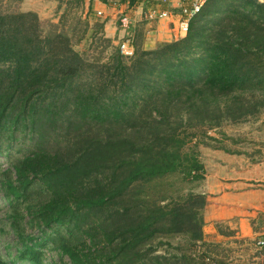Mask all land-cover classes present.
Returning <instances> with one entry per match:
<instances>
[{
    "label": "trees",
    "instance_id": "16d2710c",
    "mask_svg": "<svg viewBox=\"0 0 264 264\" xmlns=\"http://www.w3.org/2000/svg\"><path fill=\"white\" fill-rule=\"evenodd\" d=\"M84 1L58 0L65 11L55 24L22 12V0H0V155L12 158L4 174L17 202L12 224L17 207L29 204L35 224L56 228L47 240L73 264H147L152 241L171 235L205 243L212 197L156 188L175 176L204 179L198 153L185 146L195 130L201 143L243 154L207 133L264 108V2L206 0L185 37L175 32L145 49L142 32L133 39L128 28L131 59L117 50L89 62L63 29ZM98 30L103 24L92 28L93 40L110 43ZM87 241L88 253L80 252ZM40 242L26 245L21 260L41 264Z\"/></svg>",
    "mask_w": 264,
    "mask_h": 264
},
{
    "label": "rangeland",
    "instance_id": "374dc122",
    "mask_svg": "<svg viewBox=\"0 0 264 264\" xmlns=\"http://www.w3.org/2000/svg\"><path fill=\"white\" fill-rule=\"evenodd\" d=\"M42 3L43 0H22L20 10L35 12L41 20L55 24L60 22L65 5L58 10L59 4L55 0L45 2L43 5ZM107 10L106 0H85L80 7L70 13L68 20L66 17L64 21L63 29L69 32L74 49L89 62L108 61L112 53H118V43L115 41L114 44L110 40L111 42L106 45L105 41H94L92 29L83 32L84 27L77 24L76 19H81L82 23L87 21L93 28L97 24L100 25L103 15H109ZM99 11L103 12L101 16L97 14ZM168 12L169 19H176V26L179 27L182 14L179 13L174 17V14L172 15L169 10ZM109 13L111 16L115 15L110 9ZM119 17V14H116L115 21H118ZM71 24H74L75 30L71 31L68 28ZM130 27L129 33L133 39H136L140 32L143 36V25ZM175 32L174 30V35ZM97 35L105 38L103 30H98ZM120 36L117 34V37ZM162 43L165 42H156L150 49ZM142 47L148 49L145 44ZM200 132L195 130L193 135L196 138L188 139L185 146L198 153V159L205 166L204 179L191 182L179 176L171 177L161 181L156 192L160 193L159 195L169 191L168 195L172 192L177 195L179 192L181 195L193 193L211 196L210 201L212 200L214 204L203 211L206 223L204 233L210 236L205 243L188 242L183 235L156 238L151 244L156 250L146 258L147 264H152L154 261L152 255L165 257L168 261L164 264H243L241 258L246 253L253 255L256 251L252 246L240 243L231 231L239 232L241 225L257 228L258 224L264 221V108L259 114L246 121L223 122L217 129L208 130V137L224 139V145L243 154L231 155L216 149L218 143L209 138L203 141L208 145L201 143L200 137L197 136L201 134ZM223 134L229 140L225 139ZM11 160L12 158L0 155V261L7 264H32L28 260L22 261L21 256L26 245L41 239L40 247L36 248L42 253L41 264H73L66 255L55 248L51 241L47 240L56 228L42 229L35 224L32 214L26 210L29 204L22 203L17 207L20 210V218L17 225L12 224L15 217L12 206L17 202L8 194L4 178V174L12 171ZM12 177L13 180L16 179L14 174ZM218 227H222L224 232L232 237L221 236L217 239L215 235L218 234ZM89 246L87 241L84 246L81 244L78 250L88 253ZM181 257L184 260H180Z\"/></svg>",
    "mask_w": 264,
    "mask_h": 264
},
{
    "label": "crops",
    "instance_id": "0c3cea01",
    "mask_svg": "<svg viewBox=\"0 0 264 264\" xmlns=\"http://www.w3.org/2000/svg\"><path fill=\"white\" fill-rule=\"evenodd\" d=\"M49 1L51 0H43L42 5L45 4V2ZM55 1L59 4L58 0ZM166 1L168 2L167 5H163L161 7V0H139L138 4H136L135 2L133 6L129 4L130 0H106V3L108 4V10L106 12L109 15H107L105 12L106 16L103 15L104 17L100 21V24H103L105 38L110 39L111 41H113V43L115 41V43H117L125 36V31L120 27L119 21H115V15L119 14V16H121L120 13L124 11L123 13L130 17L131 25H134L135 27L138 25H143V36L145 39V44L148 48H151L156 42L172 41L174 38V30L177 32V26L175 23L176 19L171 18L166 20H150L148 18L150 11L155 9L156 7H158L159 9L166 8L172 13V15L174 14V17H176L180 13V8L182 7V5L186 4V2H183V0ZM260 2H264V0H260ZM109 9L110 11L114 12V16H111V13H109ZM99 12L103 14L102 11ZM89 26V29H92L91 25ZM129 31L130 30H128V32ZM117 34L121 36L117 37ZM258 225L259 226H257V228H251L247 226L243 227V225H241L239 232L231 231L232 235H234L236 239L240 240V243H244L243 245L252 246L256 250L253 255H249L246 253L243 258H241V262L243 264H264V245H257L259 241L264 242V221H261ZM214 233H216V231H214ZM215 236H217V239H219L223 235H220L218 233ZM224 237L231 238L232 236L230 235Z\"/></svg>",
    "mask_w": 264,
    "mask_h": 264
},
{
    "label": "built area",
    "instance_id": "2783aa9c",
    "mask_svg": "<svg viewBox=\"0 0 264 264\" xmlns=\"http://www.w3.org/2000/svg\"><path fill=\"white\" fill-rule=\"evenodd\" d=\"M206 0H183V2H186L185 5H182V20L179 22V27H177V33L179 34V36H185L187 34L188 31V26H189V22L190 20L199 13L202 5L205 3ZM167 3L166 0H161L160 6L162 7L163 5H165ZM181 9V10H182ZM97 14L99 16L102 15L101 12H97ZM148 18L150 20H154V19H169L170 18V14L168 12L167 9H159L158 7H156L155 9L150 11V14L148 15ZM120 25L121 28L124 29L125 31V36L118 41L117 43V48L118 51L120 53V55L126 59L129 60L134 56V44L132 39L130 38V35L127 32V29L130 26V18L128 16H126L124 13H121V18H120ZM258 246H263L264 242L263 241H259L257 243ZM216 264V263H215Z\"/></svg>",
    "mask_w": 264,
    "mask_h": 264
}]
</instances>
